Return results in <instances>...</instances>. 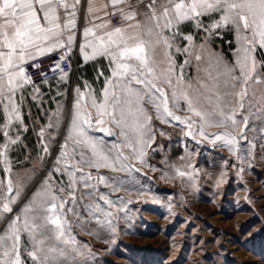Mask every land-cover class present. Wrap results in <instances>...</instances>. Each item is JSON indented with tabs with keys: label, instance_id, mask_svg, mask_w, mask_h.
I'll return each mask as SVG.
<instances>
[{
	"label": "snow or ice",
	"instance_id": "1",
	"mask_svg": "<svg viewBox=\"0 0 264 264\" xmlns=\"http://www.w3.org/2000/svg\"><path fill=\"white\" fill-rule=\"evenodd\" d=\"M226 36L231 59L215 46ZM53 53L58 74L35 82L29 67ZM149 106L235 157L217 186L264 158V0H0V264H95L74 228L116 233L134 202L118 193L144 192L137 163L196 188L190 162L149 164ZM29 148L51 159L14 179Z\"/></svg>",
	"mask_w": 264,
	"mask_h": 264
},
{
	"label": "rangeland",
	"instance_id": "2",
	"mask_svg": "<svg viewBox=\"0 0 264 264\" xmlns=\"http://www.w3.org/2000/svg\"><path fill=\"white\" fill-rule=\"evenodd\" d=\"M215 46L231 59L235 47L231 37L216 41ZM182 108L172 110L184 120L190 114ZM149 113L158 130L154 146L160 145L155 154L149 153V164L162 167L163 157L175 166L190 162L197 172L196 188L180 178L161 180L160 172L154 173L137 163L142 174L138 183L144 192L118 193L134 202L120 213L116 233H109L106 228L92 229L97 233L93 235L78 226L74 228L79 239L88 242L95 264H264V158L258 154L251 167L242 165L243 173L238 174L232 167L226 180L217 186L222 165L226 163L222 157L228 161L235 157L224 147L213 149L199 135L189 136L184 123L175 120L162 123L164 117L157 116L151 106ZM159 130L166 135H159ZM204 130L231 131L216 127ZM31 139L34 142L36 137ZM50 159L46 158L44 164ZM44 164L29 148L14 168L13 178L41 173ZM116 175L124 178V174Z\"/></svg>",
	"mask_w": 264,
	"mask_h": 264
},
{
	"label": "built area",
	"instance_id": "3",
	"mask_svg": "<svg viewBox=\"0 0 264 264\" xmlns=\"http://www.w3.org/2000/svg\"><path fill=\"white\" fill-rule=\"evenodd\" d=\"M113 23H115V19H113L112 21ZM59 53H53V54H49L47 56H43L41 57L36 64H38L40 67L38 70H36L35 65H33L32 67H29L28 69V73L31 75V77H33V75L44 69V68H53V62L54 61H58L59 60ZM63 67L65 68V70H68V65L64 64ZM73 67H75V65H73Z\"/></svg>",
	"mask_w": 264,
	"mask_h": 264
},
{
	"label": "crops",
	"instance_id": "4",
	"mask_svg": "<svg viewBox=\"0 0 264 264\" xmlns=\"http://www.w3.org/2000/svg\"><path fill=\"white\" fill-rule=\"evenodd\" d=\"M103 3H104V0H96V6H97V8L101 7V6L103 5ZM74 65H75V64H74ZM51 69H52V68H44V69H42V70L36 72V73L33 75L32 79H33L35 82L39 83V82H40V79H41L42 77H44L45 74H47L48 77H51V76H53V75H57V74H58V73H54V72H52ZM153 83L157 84L158 87H161V88H162V84H161L159 81H155V80H154ZM85 108H91V107L86 106ZM91 109H92V108H91Z\"/></svg>",
	"mask_w": 264,
	"mask_h": 264
}]
</instances>
